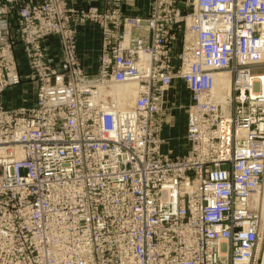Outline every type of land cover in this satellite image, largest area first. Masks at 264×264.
<instances>
[{
	"label": "built area",
	"instance_id": "obj_1",
	"mask_svg": "<svg viewBox=\"0 0 264 264\" xmlns=\"http://www.w3.org/2000/svg\"><path fill=\"white\" fill-rule=\"evenodd\" d=\"M138 7L0 0V264H257L264 219L248 199L264 173V93L250 79L264 0ZM87 24L94 66L78 55ZM216 71L230 75L224 99ZM25 80L32 101L10 105ZM124 87L123 105L102 94ZM182 110L184 152L167 135Z\"/></svg>",
	"mask_w": 264,
	"mask_h": 264
},
{
	"label": "bare ground",
	"instance_id": "obj_2",
	"mask_svg": "<svg viewBox=\"0 0 264 264\" xmlns=\"http://www.w3.org/2000/svg\"><path fill=\"white\" fill-rule=\"evenodd\" d=\"M263 43H261L260 45H262ZM236 47L235 50L237 51V57L238 60L243 59L245 62L247 63H251V56L246 55L244 53V55L241 54V49H240V44L238 42L235 43ZM245 51L247 50V45L244 46ZM260 54L262 56H264V50L262 51V53L260 52ZM244 56V57H243ZM261 61V60H260ZM264 64H262L261 66H263ZM248 69H250V67H248ZM253 68L251 67V70ZM246 72H250V71H246ZM250 74H252L250 72ZM256 74V73H255ZM211 77V81H212V88H213V92L215 94V96L219 99H224L226 93H228L229 88H230V75L228 73V71H216L214 73L210 74ZM251 80V91L252 93L254 92H263L264 93V74H259V76L256 77V75L254 76L253 79ZM259 84V87H255L256 84ZM249 85V86H250ZM132 90L130 88H117L114 90H103L102 94L105 95H110L112 100L116 103H118L119 105H123L124 104V100L127 102V99L132 96ZM173 91H170L169 95H172ZM264 178V173L262 175V180ZM262 180L260 183V187L256 190L253 191L248 199V204L249 207L251 209L254 210H258L262 219H264V194L261 195L260 193V188H261V184H262ZM264 192V191H263ZM40 212V211H39ZM63 213H66V211H63ZM38 213H36L37 215ZM37 217V216H36ZM264 224V221H263ZM264 253V252H263ZM263 258H262V264H264V254Z\"/></svg>",
	"mask_w": 264,
	"mask_h": 264
},
{
	"label": "rangeland",
	"instance_id": "obj_3",
	"mask_svg": "<svg viewBox=\"0 0 264 264\" xmlns=\"http://www.w3.org/2000/svg\"><path fill=\"white\" fill-rule=\"evenodd\" d=\"M136 1H138V0H136ZM18 44L19 43L16 44V48H17ZM17 56H18V53H17ZM17 59L23 67L22 71L26 72L27 69L25 68V60L22 61L19 56L17 57ZM246 71H250V69H247ZM251 71L253 72V75H259L262 73L264 74V65L263 66H256ZM255 87H259V84L257 83L255 85ZM183 91H185V88L184 89L182 88L181 92H183ZM182 94H184V93H182ZM6 99H9L10 105H14V106L21 104L23 101L25 103L31 102L33 99V90L30 89L29 84L25 80L22 84H20L16 88L12 89L11 91H9L6 95ZM179 114H180V116H179V118H177L176 126L174 128H171V130L167 133V135L169 134L171 137L170 144H169L170 148H172L174 150H178L180 152H184L186 149L185 144L181 141H178L177 137L181 136L184 132V129H185V110H182ZM263 191H264V178L262 180V184H261V188H260L261 195L264 194ZM263 252H264V233H263V238L261 240L260 247L258 250V262H257V264H262V262H263L262 261V258H263L262 254H264Z\"/></svg>",
	"mask_w": 264,
	"mask_h": 264
},
{
	"label": "crops",
	"instance_id": "obj_4",
	"mask_svg": "<svg viewBox=\"0 0 264 264\" xmlns=\"http://www.w3.org/2000/svg\"><path fill=\"white\" fill-rule=\"evenodd\" d=\"M29 1V0H25ZM139 14H144L147 10V0H138ZM78 55L83 64L86 66L95 65L96 54L98 48V34L97 29L92 24H87L80 29L77 35ZM53 49L58 50V44L55 39L50 40ZM17 53L21 60H25L23 54L20 52V44L17 46Z\"/></svg>",
	"mask_w": 264,
	"mask_h": 264
}]
</instances>
